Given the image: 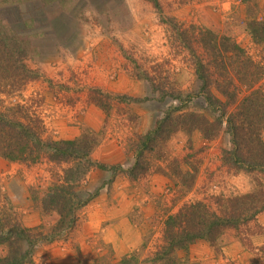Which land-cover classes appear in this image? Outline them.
Returning <instances> with one entry per match:
<instances>
[{
  "label": "rangeland",
  "instance_id": "374dc122",
  "mask_svg": "<svg viewBox=\"0 0 264 264\" xmlns=\"http://www.w3.org/2000/svg\"><path fill=\"white\" fill-rule=\"evenodd\" d=\"M158 2L159 8L153 0H0V65L9 60L14 73H25L23 65L36 77L19 89L4 87L1 108L28 102L46 138L86 135L98 142L91 155L97 166L83 184L97 195L78 210L75 228L60 233L58 212L43 205L54 179L49 166L0 157V215L8 221L0 233L18 243L20 254L30 251L27 264H264V212L215 242L198 240L171 255L161 250L165 221L186 203L218 210L264 181L260 170L231 166L229 135L207 140L200 131L179 130L165 140L162 128L161 140H143L159 123L171 129L180 114L214 119L186 64L190 56L173 44L174 27L231 37L263 64L264 45L254 43L248 22L264 20V0ZM10 219L49 240L31 249ZM8 252L0 245V258Z\"/></svg>",
  "mask_w": 264,
  "mask_h": 264
},
{
  "label": "trees",
  "instance_id": "16d2710c",
  "mask_svg": "<svg viewBox=\"0 0 264 264\" xmlns=\"http://www.w3.org/2000/svg\"><path fill=\"white\" fill-rule=\"evenodd\" d=\"M248 2L255 3L256 0ZM153 3L159 8L158 0H153ZM248 30L257 46L264 45V20L258 17L250 19ZM172 36L175 47L190 56L186 64L202 83L201 93L214 119L211 121L195 113L180 114L171 129L168 125L162 126L163 122L159 123L143 140H161L162 128H166L165 140L179 130L189 134L200 131L207 140L215 139L224 132L230 138V150L225 152L229 155L231 166L251 173L260 170L257 173L264 176V89L261 86L264 63L255 61L231 37L219 36L203 26L185 28L177 24ZM9 63L8 60L6 65H0V94L6 86L14 85L19 89L36 79L23 65L21 69L25 73H14ZM212 88H216L224 100L215 96ZM27 103L20 101L13 108L2 109L4 101L0 100V157L27 165L49 166L54 179L43 199L44 209L58 212L57 232L71 231L78 224V210L98 192L85 193L83 188L88 173L97 166L91 155L98 142L86 135L74 140L46 138L43 119ZM219 208L214 210L204 202L186 203L165 221V246L161 250L171 255L187 249L198 240L215 242L225 230L256 221L264 212V181L257 182L251 193L225 200ZM3 217L0 215V230L8 222ZM10 221L20 235L23 232L26 234L31 249L36 243L49 240L42 233L28 235L18 220ZM3 244L9 247V252L6 257L0 258V264H27L24 257L30 251L20 254L14 249L18 243L7 234L0 233V245Z\"/></svg>",
  "mask_w": 264,
  "mask_h": 264
}]
</instances>
